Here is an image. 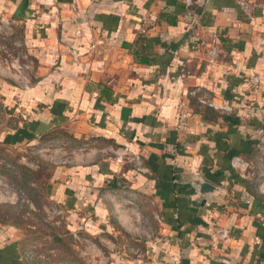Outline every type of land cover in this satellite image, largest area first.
I'll use <instances>...</instances> for the list:
<instances>
[{"label":"crops","instance_id":"crops-1","mask_svg":"<svg viewBox=\"0 0 264 264\" xmlns=\"http://www.w3.org/2000/svg\"><path fill=\"white\" fill-rule=\"evenodd\" d=\"M0 5L31 26L27 42L53 69L27 88L0 81L6 114L26 115L5 138L17 148L63 131L53 190L61 186L69 223L80 221L73 229L110 238L118 264L137 263L121 256L133 243L145 264H264V183L254 176L261 166L264 175V0ZM252 74L262 83L255 101ZM204 95L230 111L200 105ZM180 113L186 132L176 130ZM54 118L65 120L53 128ZM196 179L219 191L203 197ZM17 239L0 226V264L22 263Z\"/></svg>","mask_w":264,"mask_h":264},{"label":"rangeland","instance_id":"rangeland-1","mask_svg":"<svg viewBox=\"0 0 264 264\" xmlns=\"http://www.w3.org/2000/svg\"><path fill=\"white\" fill-rule=\"evenodd\" d=\"M29 31V24L15 21L0 5V81L27 88L53 71L43 59L46 54H40L34 43L27 42L30 40L26 38ZM60 34L61 25L59 37ZM6 113L0 101V226L8 229L5 237L18 234L22 264H118L110 261L108 241L112 240L107 238L108 241L99 243L92 236H83L84 231L80 233L73 229L74 225L69 223L70 213L56 198L55 184L51 179L57 165L63 163V142L69 143L65 141L63 131L41 137L34 142L35 145L28 146L30 144L26 143L15 148L8 142L10 138L5 136L13 134L19 119L24 121L26 115L23 113L22 118H14V114ZM257 152L264 157V149ZM258 163L263 164V159ZM258 167V164L255 165L253 171L259 170ZM261 170L262 166L254 176L263 184ZM77 214L82 217L83 213ZM108 222L112 224L113 220ZM75 224H80V221ZM120 238L124 247L130 241L132 249V240L124 232H121ZM133 246L137 250L129 257L121 254L122 258L145 264L139 250L143 246L140 248L136 243Z\"/></svg>","mask_w":264,"mask_h":264},{"label":"built area","instance_id":"built-area-1","mask_svg":"<svg viewBox=\"0 0 264 264\" xmlns=\"http://www.w3.org/2000/svg\"><path fill=\"white\" fill-rule=\"evenodd\" d=\"M189 1L190 0H187V2ZM209 55L211 58H213L215 57V52H210ZM261 84H262L261 78L259 76L252 74L246 78V81H245L246 90H247V93H249L251 97H254L252 101H255L256 96L259 94ZM191 95H196V92H192ZM198 102L200 105L213 109L215 111H218L219 113L230 111V108L228 106L217 105L211 98L205 95L199 98ZM187 129H188L187 116L184 113H180L177 119L176 130L179 132H186Z\"/></svg>","mask_w":264,"mask_h":264},{"label":"trees","instance_id":"trees-1","mask_svg":"<svg viewBox=\"0 0 264 264\" xmlns=\"http://www.w3.org/2000/svg\"><path fill=\"white\" fill-rule=\"evenodd\" d=\"M116 23V22H115ZM64 25L66 26L67 25V23L66 24H63V26L61 27V30H62V28H64ZM83 47L84 46V44H83V42H79L78 43V45H77V50L79 51V53L83 50L81 47ZM82 50H81V49ZM59 60H60V58H59ZM62 120H65V119H62V118H54L53 119V124H51L52 125V127L53 128H55V127H57L61 122H62ZM12 138V137H11ZM8 142H10V141H8ZM59 171H60V167H56L55 168V170L53 171V176H52V179H51V182L52 183H56L57 181H58V179L56 178L57 177V175H58V173H59ZM59 195H56V196H60V192H61V186L59 187ZM58 199V198H57ZM94 199L95 200H97V198H95L94 197ZM87 207H91L90 205L89 206H87ZM67 212H68V209H67ZM69 212H70V209H69ZM3 225H5V224H3ZM7 226V225H6ZM74 227L76 228V224H74ZM7 228H5L4 226H2L1 227V237H3V239H5V236H4V234H5V232H7ZM7 233H9V232H7ZM76 261V260H75ZM22 264V263H21Z\"/></svg>","mask_w":264,"mask_h":264},{"label":"water","instance_id":"water-1","mask_svg":"<svg viewBox=\"0 0 264 264\" xmlns=\"http://www.w3.org/2000/svg\"><path fill=\"white\" fill-rule=\"evenodd\" d=\"M194 185L195 188L198 189V193L205 198H208L211 194L219 191L214 185L205 182L202 179H196Z\"/></svg>","mask_w":264,"mask_h":264}]
</instances>
